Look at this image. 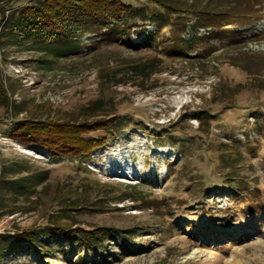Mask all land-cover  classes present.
<instances>
[{"label": "rangeland", "instance_id": "374dc122", "mask_svg": "<svg viewBox=\"0 0 264 264\" xmlns=\"http://www.w3.org/2000/svg\"><path fill=\"white\" fill-rule=\"evenodd\" d=\"M36 1L0 0V264H264V0H162L173 26L76 30L62 57L10 34ZM104 119L79 162L12 135Z\"/></svg>", "mask_w": 264, "mask_h": 264}, {"label": "trees", "instance_id": "16d2710c", "mask_svg": "<svg viewBox=\"0 0 264 264\" xmlns=\"http://www.w3.org/2000/svg\"><path fill=\"white\" fill-rule=\"evenodd\" d=\"M150 1L154 4L151 12H145L138 7L133 8L118 2L110 3L108 0H38L32 7H27L21 12L20 24L9 26L10 34L16 36L17 33L22 32L24 39L33 41L40 49L51 52L56 57L73 56L83 49L81 41L75 38L76 30H106L111 27V24L121 22L122 27L125 28L122 31L126 32V28H129V24L135 20L160 23L159 27L163 26V29L173 26L171 22L177 14L181 13L180 10L165 6L162 0ZM198 19H203V29L213 28L216 24L221 26L214 33L218 37H222L225 33L226 29L222 27L224 25L220 22L213 24V19H204L202 15H198ZM30 21L34 23L30 24ZM122 31L118 32L123 34ZM182 42H184L182 46L188 48L189 44L186 45L184 40ZM56 44L58 45L57 50L55 49ZM7 96L8 91L0 74V104H3L0 106L9 104L10 99ZM114 124L115 120L111 121V119L92 123L70 122L64 124L22 120L16 123L12 135L24 143L50 150L53 156L58 159L75 158L79 162L89 158L94 150L106 145L103 138L83 139L82 135L96 130V128L107 129ZM97 235L86 232L84 236H79V238L87 241Z\"/></svg>", "mask_w": 264, "mask_h": 264}]
</instances>
